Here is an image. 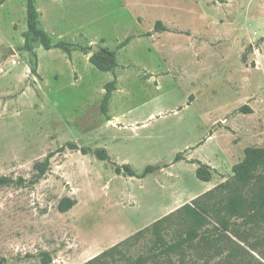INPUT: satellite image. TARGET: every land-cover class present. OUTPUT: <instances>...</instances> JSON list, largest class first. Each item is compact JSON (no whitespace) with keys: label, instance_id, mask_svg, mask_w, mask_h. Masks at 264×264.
<instances>
[{"label":"rangeland","instance_id":"374dc122","mask_svg":"<svg viewBox=\"0 0 264 264\" xmlns=\"http://www.w3.org/2000/svg\"><path fill=\"white\" fill-rule=\"evenodd\" d=\"M36 6L54 43L92 50L36 45L33 75L26 0H0V178L9 179L0 186V264H264V223L226 215L227 191L204 197L234 180L247 147L264 148V0ZM128 37L114 73L91 64ZM200 164L209 182L198 179ZM127 165L139 175L158 169L138 178ZM65 198L75 204L61 212ZM198 198L211 207L200 237L155 258L154 223L168 217L160 234L183 240L192 224L178 210Z\"/></svg>","mask_w":264,"mask_h":264},{"label":"trees","instance_id":"16d2710c","mask_svg":"<svg viewBox=\"0 0 264 264\" xmlns=\"http://www.w3.org/2000/svg\"><path fill=\"white\" fill-rule=\"evenodd\" d=\"M27 8V31L24 35L25 41L23 48L30 53L33 57V66H31V73L35 76L38 75V56L35 51V46L39 45L45 50L58 49L68 54L73 49L80 48L83 52L88 53L92 48L85 46H77L73 43L65 41H58L54 43L50 35L39 26V11L36 6V0H26ZM132 38L128 37L125 41L120 43L116 50L111 51L106 48H100L98 51L91 55V64L101 72L114 73L119 67L117 61V53L119 50L125 48ZM117 80L114 79L106 86V94L102 101V108L105 112L108 109V103L112 96ZM77 148V147H75ZM82 151L86 152L87 149ZM101 160H110V156L105 149H97L95 151ZM180 155L177 156V160ZM129 176L144 178L147 174L152 173L158 169L156 166H148L145 171L139 175L128 165L125 166ZM120 169H118L119 171ZM260 171H264V148L260 147H247L244 151V159L233 167L234 180L231 182L223 183L215 189L208 191L204 197L214 196L218 192H228L227 200L224 204V211L226 215L237 219H243L248 224L264 223V174L259 175ZM198 179L204 182L211 180V173L209 167L200 164L196 171ZM9 182V179L0 178V186ZM202 198H198L193 204H187L178 210L179 214H183L187 221L192 224V227L186 231V237L183 240L168 244L164 237L160 234L162 224L168 219L163 218L152 226V231L156 235L154 242L155 258L163 255H171L179 253L186 245L192 244L199 237V230L209 223L208 215L211 211L208 202H201ZM74 201L65 198L61 201L59 209L61 212H67L74 206ZM219 224L225 229L229 230L231 223L227 219H220L217 217ZM143 231L139 232L136 236H140ZM134 239V238H133ZM119 246H115L101 254L100 257H110L117 250ZM95 259L91 260L88 264H93ZM131 264H144L141 258L131 262Z\"/></svg>","mask_w":264,"mask_h":264},{"label":"water","instance_id":"95a60500","mask_svg":"<svg viewBox=\"0 0 264 264\" xmlns=\"http://www.w3.org/2000/svg\"><path fill=\"white\" fill-rule=\"evenodd\" d=\"M96 51V50H95Z\"/></svg>","mask_w":264,"mask_h":264}]
</instances>
